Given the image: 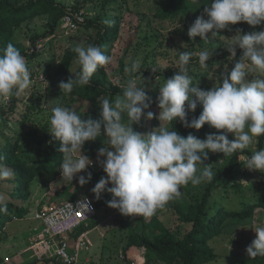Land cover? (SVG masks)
I'll use <instances>...</instances> for the list:
<instances>
[{"label": "rangeland", "instance_id": "1", "mask_svg": "<svg viewBox=\"0 0 264 264\" xmlns=\"http://www.w3.org/2000/svg\"><path fill=\"white\" fill-rule=\"evenodd\" d=\"M56 1L65 6L67 11L83 12L86 22L96 21L102 25L110 24L114 28L115 32L110 39L100 44L105 54L111 58L108 65L100 68L105 70L109 84L113 86L126 85L129 79H136L138 86H141L156 71L168 67L179 69V54L185 51L198 53L205 48L215 49L213 57H216L227 52L225 47L236 35V31L225 29L212 43H205L199 36L195 40L190 38L189 26L200 16L207 19L204 8L199 6L179 10L172 17H161L151 12V5H154L153 3L157 0ZM52 23L50 15L42 13L14 28V44L29 50L42 38L51 37V40L48 46L36 56H24L31 73V84L29 89L17 96L15 108H11L14 95L0 100V151L7 146L8 140H12L14 144L17 143L15 155L21 161L29 165H39L47 158L55 156V163L58 166L54 173L34 178L30 187V196L26 200L21 192H16L13 182L15 172L11 166L7 165L14 175L9 179L0 180V195L4 196L6 206L12 208L10 213L0 212V217L3 219L1 220L5 222L3 231H0V264H4L7 256L11 257V262L8 264H28L36 260L31 251L22 254V251L31 245L32 238L40 228L39 221L32 218L36 212L71 199L72 195L84 194L95 202L91 189L102 176H106L97 162V150L90 158L93 163L87 170L92 173L89 183L81 186L78 177L72 182L62 179L59 170L63 159V154L60 152L61 142L48 130L51 109L55 106H66L75 110L84 119L88 117V114L85 110L86 104H83L77 98L78 96L64 94L59 87L61 81L67 82L68 74L75 75L80 71L77 58L71 61L66 70H61V65L64 56L75 47L96 45L99 30L77 23L73 31H68L62 26L61 21L55 28ZM244 24L248 25L246 22ZM248 26L255 31H264V23L255 28ZM232 27L233 25H230L231 29ZM182 44L185 46L182 47ZM228 57L220 58L213 65L208 63L210 65L208 68L198 66L201 68L198 72H206L197 77V84L202 89L210 90L215 84L222 82L221 73L224 65L228 64L229 69L233 66L228 61ZM133 63L139 64L138 71L132 73L126 71V68H130ZM217 64L218 68H216ZM256 75L259 73H250V78ZM166 79L156 78L148 86V92L158 98L159 86ZM118 95L108 93L101 96L114 99ZM101 96L96 99L95 104L91 105V111H98L96 119L100 118L101 109L98 100ZM152 109L157 115H154L151 120L145 118L141 133H151L160 127L161 122L156 117L159 116L161 109L159 105ZM201 111L202 106H198L194 114L198 117ZM124 121L127 122L126 114ZM164 126L172 130L170 122H164ZM217 131L207 125L200 138L204 139L206 134ZM228 138L234 139V134H229ZM87 143V145H99V148L103 145L110 147L108 138L104 135ZM91 149L84 145V154ZM260 149H264V136L258 137L250 148L238 150L230 156L224 157L223 153L210 152L204 164L210 165L213 179L197 186L189 183L180 189L182 192L180 198L187 201H192L193 198L201 199L208 186L220 175L211 190L209 216L214 213L216 204L224 205L227 201H246L251 204L249 205L250 214L245 219L236 220L231 217L220 232H214L208 247L212 250V255L201 264H261L256 257H249L246 249L256 238L255 229L264 227V206L260 204L261 200L264 201V173L245 167L251 152ZM230 167L232 168L228 171ZM78 175L87 177V172ZM12 193H19V197L13 200ZM111 199L112 195L109 201ZM178 199L169 201L165 207L158 209L148 218L124 216L119 210L109 207L108 202L97 207V216L90 222L95 224L94 232L90 234L94 243L91 249L92 254L88 255L90 264H190L183 258L170 263L142 242L143 238H149L156 243L158 239L166 235L182 240L192 230V224L185 222L176 209ZM17 210L26 211L25 216L19 217ZM14 217L19 219L15 220ZM37 264H43V262L38 261Z\"/></svg>", "mask_w": 264, "mask_h": 264}, {"label": "clouds", "instance_id": "2", "mask_svg": "<svg viewBox=\"0 0 264 264\" xmlns=\"http://www.w3.org/2000/svg\"><path fill=\"white\" fill-rule=\"evenodd\" d=\"M204 13L207 19L198 17L189 26L188 35L193 40L199 36L205 43H212L222 30L231 31L230 25L246 22L255 28L264 23V0H211ZM230 40L225 48L230 53L228 61L234 66L229 69L225 64L222 82L210 90L193 85L189 69L194 55L198 56L201 68H208L215 49L179 54L178 71L159 86L161 111L156 118L161 124L151 133L135 130L142 119L154 118L153 112H146L153 103L152 97L146 86H138L136 79L121 85L122 95L114 99L99 98V119L85 120L66 106L53 107L48 130L61 142L62 179L72 182L78 177L81 186L91 181L92 173L87 170L93 162L84 154V145L104 135L110 147L103 145L98 149L97 162L106 176L91 191L96 200L105 192L110 193L108 206L124 216L151 217L169 201L180 198L183 186L211 181V167L204 164L210 152L230 156L250 148L258 137L264 136V31L244 34L236 29ZM237 47L242 50L239 58ZM73 51L77 53L80 71L75 78L60 82L64 94H71L77 86L90 85L98 68L111 61L100 45L77 46ZM138 69L139 64L133 63L126 71L132 73ZM253 72L259 75L250 78ZM30 84L31 73L24 55L8 43L0 49V100L20 95ZM198 106H202L200 115L189 121V113H195ZM172 121L196 130L207 124L218 131L206 134L204 139L191 133L185 137L164 126V122ZM229 134H234V139L230 140ZM3 160L0 156V180L14 175ZM245 167L264 173V149L254 151ZM82 172H87V177L78 175ZM4 199L0 195V212L7 211ZM255 233L256 238L246 249L251 258L264 256V227L256 228Z\"/></svg>", "mask_w": 264, "mask_h": 264}, {"label": "trees", "instance_id": "3", "mask_svg": "<svg viewBox=\"0 0 264 264\" xmlns=\"http://www.w3.org/2000/svg\"><path fill=\"white\" fill-rule=\"evenodd\" d=\"M211 0H157V2L151 5V12L155 15L161 17H172L178 13L180 10L185 8H204L205 6L210 5ZM198 7V8H199ZM65 6L59 4L56 0H0V49H3L7 46L8 43H12L24 56L34 57L38 52L30 53L26 47L21 45H15L13 41V34L15 26L20 25L22 22L35 17L36 15L42 13H48L52 19L53 28L57 27L62 17L68 13ZM81 24L88 25L89 27L98 28V39L96 45L102 44V42L110 39V36L115 32L114 28L110 24L102 25L96 21H84ZM241 29L244 34L255 31L248 25H245L244 22L233 25L232 30ZM54 30V29H53ZM50 33H48L49 35ZM36 43V42H35ZM242 55V50L237 47V58ZM230 53L227 51L216 57H212L208 61L210 65H213L219 61L220 58L228 57ZM77 58V53L73 50L69 51L67 55L64 56L63 62L61 65V70H66L71 61ZM209 65V66H210ZM198 56H193L190 64L189 74L193 77V85H197V77L200 74H206V72H198L201 68L198 67ZM234 66V65H233ZM232 66V67H233ZM198 67V68H197ZM197 68V71L195 70ZM178 69L171 67L156 71L153 75L141 86H146L148 95L152 97L153 103L150 109L146 110L151 111L154 115L157 113L152 109V107L159 105V100L157 97L152 96L148 92V86L156 79L160 77L171 78ZM69 77L75 78L74 75L68 74ZM122 87L117 85L109 84L108 76L104 69L98 68L97 72L91 78V83L88 86H77L74 88L71 95L78 96L80 101L83 104H86V114L88 117L85 119L96 120L98 117V111H91V105L95 104L96 99L104 94L112 93L122 95ZM18 101L17 95H14L12 109L15 108ZM96 116H94V114ZM197 117L194 113H189V121ZM145 118L142 119L141 124L137 125L135 130L141 131L143 129ZM172 125V130L179 132L181 135L187 137L189 133L200 138L201 134L207 128V124L204 125L200 130L185 128L183 124L179 121L170 122ZM135 127V125H134ZM17 142V141H16ZM16 144L12 140H8L7 146L0 151V156L4 157L2 161L4 164L11 166L15 172L14 184L17 189L16 192H21L23 197L27 200L30 196V187L35 177L48 176L57 168L55 163L56 157H49L47 160L39 165H29L26 162L20 160L18 156L15 155ZM91 147V150H87L86 155L91 158L95 155L99 149V145H87ZM248 153L250 151H247ZM253 152H251L252 154ZM232 167L228 171L231 170ZM226 173V172H223ZM220 175L208 186L205 194L201 199L193 198L192 201H187L183 198L178 199L176 209L178 213L182 216L185 222L192 224V230L184 237L182 240H177L173 236L166 235L157 240L156 243L151 241L149 238H143V244L147 245L152 249V251L161 254V256L169 261L170 263L178 260L180 258L185 259V261L190 262V264H201L202 262L208 260L212 255V250L209 249V240L214 235V232L218 233L226 225L227 220L233 217L236 220H243L249 214V203L246 201L237 202V201H227L224 205L216 204L214 213L209 216L208 208L209 201L211 196V190L215 182L218 180ZM111 187V186H109ZM12 199L15 200L19 197V193H12ZM77 195H72L71 198H75ZM111 194L105 192L100 200H96L95 204L97 207L105 205L110 199ZM260 204L264 206V201H260ZM6 213H10L12 207H7ZM19 217H24L26 211L17 210ZM0 217L1 229L3 231V219ZM94 223L89 224L86 229L93 228ZM256 260L260 261L261 264H264V256H257ZM38 260L29 262L28 264H37Z\"/></svg>", "mask_w": 264, "mask_h": 264}, {"label": "built area", "instance_id": "4", "mask_svg": "<svg viewBox=\"0 0 264 264\" xmlns=\"http://www.w3.org/2000/svg\"><path fill=\"white\" fill-rule=\"evenodd\" d=\"M84 21L83 12L71 10L61 19L62 26L68 31H73L77 23L81 24ZM50 40L51 37L42 38L28 51L41 52L48 46ZM97 213L95 202L84 194L38 210L34 219L39 221L40 228L26 252H33L35 259L43 264H84L81 254L92 244L87 235L89 231L81 230L90 224ZM14 219L17 220L18 217ZM9 262L11 257H5L4 264Z\"/></svg>", "mask_w": 264, "mask_h": 264}, {"label": "crops", "instance_id": "5", "mask_svg": "<svg viewBox=\"0 0 264 264\" xmlns=\"http://www.w3.org/2000/svg\"><path fill=\"white\" fill-rule=\"evenodd\" d=\"M35 216V215H34ZM34 216L32 217L33 219H34ZM19 219V218H18ZM17 219V220H18ZM95 228V226L93 227V228H90V229H86V228H83L81 231L82 232H87V231H89V233L87 234L88 235V237L90 238V240H91V244L92 245H90V247H89V249H87L86 251H84L82 254H81V258H82V262L84 263V264H90V262H91V260H90V258H89V256L88 255H90V254H92L91 252H92V247L94 246V243L92 242V239H91V237H90V234H92L93 232H94V229ZM24 253H26V249H25V251H22V254H24Z\"/></svg>", "mask_w": 264, "mask_h": 264}]
</instances>
